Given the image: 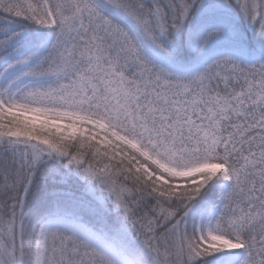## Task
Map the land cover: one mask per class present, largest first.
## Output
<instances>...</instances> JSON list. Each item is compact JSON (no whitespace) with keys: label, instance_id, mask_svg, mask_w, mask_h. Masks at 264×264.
<instances>
[{"label":"snow or ice","instance_id":"1","mask_svg":"<svg viewBox=\"0 0 264 264\" xmlns=\"http://www.w3.org/2000/svg\"><path fill=\"white\" fill-rule=\"evenodd\" d=\"M0 264H264V0H0Z\"/></svg>","mask_w":264,"mask_h":264}]
</instances>
